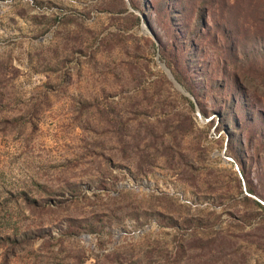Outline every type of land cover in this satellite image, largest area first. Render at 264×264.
Masks as SVG:
<instances>
[{"label": "rangeland", "instance_id": "374dc122", "mask_svg": "<svg viewBox=\"0 0 264 264\" xmlns=\"http://www.w3.org/2000/svg\"><path fill=\"white\" fill-rule=\"evenodd\" d=\"M0 264H264V0H0Z\"/></svg>", "mask_w": 264, "mask_h": 264}, {"label": "trees", "instance_id": "16d2710c", "mask_svg": "<svg viewBox=\"0 0 264 264\" xmlns=\"http://www.w3.org/2000/svg\"><path fill=\"white\" fill-rule=\"evenodd\" d=\"M130 4L132 5V6H134V4L133 3H131L130 2ZM190 39V38H189ZM189 39L187 40V41H182V43L184 44V42H186V44H189L191 41H189ZM180 43H181V41L179 42V44H177V45H175V47H176V49L178 48V50H179V52H180V48H179V46H180ZM185 44V45H186ZM180 57L183 59L184 57H182V55H180ZM184 60V59H183ZM166 62V64H167V66L170 68V70H171V72H172V74H173V76H174V78L185 88V90H187L190 94H192V88H191V86L188 84V83H186L185 81H183V78H182V76H181V74L176 70V68L175 67H172L171 65H170V62L169 61H165ZM177 63H179V64H182V62L179 60V58L177 57V61H176ZM228 104H230V99H229V102H228ZM230 120H231V122L232 123H235V120H234V118H230ZM263 140V139H262Z\"/></svg>", "mask_w": 264, "mask_h": 264}]
</instances>
